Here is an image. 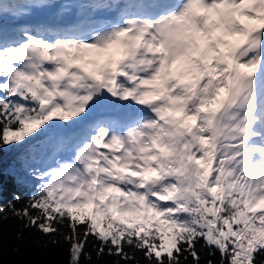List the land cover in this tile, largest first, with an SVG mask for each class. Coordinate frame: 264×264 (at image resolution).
Masks as SVG:
<instances>
[{"label": "snow or ice", "instance_id": "1", "mask_svg": "<svg viewBox=\"0 0 264 264\" xmlns=\"http://www.w3.org/2000/svg\"><path fill=\"white\" fill-rule=\"evenodd\" d=\"M0 150L66 264H264V0H0Z\"/></svg>", "mask_w": 264, "mask_h": 264}, {"label": "trees", "instance_id": "2", "mask_svg": "<svg viewBox=\"0 0 264 264\" xmlns=\"http://www.w3.org/2000/svg\"><path fill=\"white\" fill-rule=\"evenodd\" d=\"M15 157L14 151L0 150V166L5 174L0 175V183L4 188V203L12 198V194L17 191H25L19 188L14 179L7 175L9 165ZM17 204V207H21ZM23 225L22 221L10 218L0 222V240H2V264H66L68 259V245L66 243H52V237L43 235L35 229H25L23 238H18L17 234ZM91 247V245H89ZM18 248V251L14 249ZM218 256V254H217ZM117 257L103 258L104 261H114ZM85 264H98L95 252L92 261ZM121 264H125L121 261ZM128 264H133L129 261Z\"/></svg>", "mask_w": 264, "mask_h": 264}, {"label": "rangeland", "instance_id": "3", "mask_svg": "<svg viewBox=\"0 0 264 264\" xmlns=\"http://www.w3.org/2000/svg\"><path fill=\"white\" fill-rule=\"evenodd\" d=\"M39 15H42V14H39ZM31 22H34V21H33V18H31Z\"/></svg>", "mask_w": 264, "mask_h": 264}]
</instances>
